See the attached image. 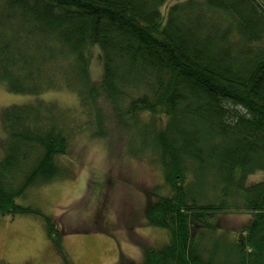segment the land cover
I'll list each match as a JSON object with an SVG mask.
<instances>
[{
    "label": "trees",
    "instance_id": "obj_1",
    "mask_svg": "<svg viewBox=\"0 0 264 264\" xmlns=\"http://www.w3.org/2000/svg\"><path fill=\"white\" fill-rule=\"evenodd\" d=\"M97 57L102 75L93 80ZM0 81L32 96L66 87L99 128L103 95L119 127L145 129L166 186L150 194L145 214L169 241L141 264H264V178L247 182L264 172V4L0 0ZM3 111L0 214L37 215L15 199L63 175L66 115L43 99ZM236 214L248 217L220 258L204 243L223 240L221 218Z\"/></svg>",
    "mask_w": 264,
    "mask_h": 264
},
{
    "label": "rangeland",
    "instance_id": "obj_2",
    "mask_svg": "<svg viewBox=\"0 0 264 264\" xmlns=\"http://www.w3.org/2000/svg\"><path fill=\"white\" fill-rule=\"evenodd\" d=\"M256 1L264 4V0ZM89 71L93 80L100 79V58L90 62ZM42 99L66 115V120L58 122L60 130L66 129L69 140L68 153L57 157L63 175L33 186L15 199L22 206L35 205L39 214L14 218L0 214V263H143L149 249L158 250L169 241L166 230L152 225L145 214L146 202L152 199L150 194L166 193L164 174L157 158L147 149L153 143L141 139L145 129L131 127L126 132L119 127L116 114L107 107L103 95L95 102L104 116V125L99 128L96 113L89 110L88 104L82 105L77 94L66 87L32 96L9 92L0 81V157L5 137L3 110ZM118 106L122 108V103ZM146 119L142 115L141 123ZM262 178L264 172L250 176L247 182ZM244 217L248 216L222 217L224 239L213 238L215 241L204 243V247L216 248L222 258L221 249L234 238ZM46 219L54 223L50 236Z\"/></svg>",
    "mask_w": 264,
    "mask_h": 264
}]
</instances>
